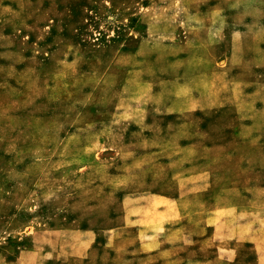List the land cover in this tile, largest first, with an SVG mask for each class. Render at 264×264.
<instances>
[{"label":"rangeland","instance_id":"obj_1","mask_svg":"<svg viewBox=\"0 0 264 264\" xmlns=\"http://www.w3.org/2000/svg\"><path fill=\"white\" fill-rule=\"evenodd\" d=\"M30 253L264 264V0H0V260Z\"/></svg>","mask_w":264,"mask_h":264},{"label":"crops","instance_id":"obj_2","mask_svg":"<svg viewBox=\"0 0 264 264\" xmlns=\"http://www.w3.org/2000/svg\"><path fill=\"white\" fill-rule=\"evenodd\" d=\"M111 241H112V243H116L115 245H116L117 249L120 247V242H119L118 239H111ZM148 244L149 243H147V241H143L142 242V246H147ZM33 254H34L33 255L34 257H33L32 261L27 259V256L32 255V253L26 254V255L22 254L21 256H18L16 258V260L14 262H12V264H48V262L50 260H55L54 256H51V255H49L47 253H45V254L44 253H41V254L33 253ZM75 256L78 257V258H81V255H79V254H76ZM67 258H69V256H67ZM116 259H118V258H116ZM3 260H0V264H1V262H3V264H7V260L6 259H3ZM66 260H68V259H66ZM66 260L64 259L63 262H66ZM143 260L145 262V259H143ZM192 264H216V263H215V260L213 259V260H210V261H207V262L200 261V262H194Z\"/></svg>","mask_w":264,"mask_h":264}]
</instances>
